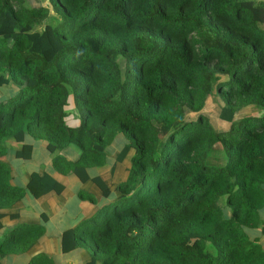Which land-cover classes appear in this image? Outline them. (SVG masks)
<instances>
[{
  "label": "trees",
  "instance_id": "obj_1",
  "mask_svg": "<svg viewBox=\"0 0 264 264\" xmlns=\"http://www.w3.org/2000/svg\"><path fill=\"white\" fill-rule=\"evenodd\" d=\"M49 1L0 0V210L63 193L49 170L11 184L2 159L42 140L56 172L98 187L78 190L91 212L62 242L83 264H264V0ZM214 91L225 129L202 113ZM131 150L114 187L92 173L117 152L121 177ZM44 233L13 228L0 264Z\"/></svg>",
  "mask_w": 264,
  "mask_h": 264
},
{
  "label": "crops",
  "instance_id": "obj_2",
  "mask_svg": "<svg viewBox=\"0 0 264 264\" xmlns=\"http://www.w3.org/2000/svg\"><path fill=\"white\" fill-rule=\"evenodd\" d=\"M248 109L242 110L241 112L237 113V115L240 113L243 114L244 111ZM224 123L228 122L224 121ZM126 143V140H123L121 143L120 156H122L124 153L122 150H124ZM34 145L35 147L31 153V159L25 160L16 158L13 154L2 159L8 165H13L10 167L13 177V179H11V184L22 186L24 188H28L29 186V192H31L30 189H32V185H35V180L34 184H31L33 183V177L29 182L19 181L17 179V177L20 175V169L18 166L20 161H22L38 163L37 171H33V173L42 174L45 170H49L53 177H56L66 186L62 194H58L54 191L40 198H33V196L27 195L12 207L0 210V220L3 223V227L0 229V240H3L6 234H8L9 231L18 225L37 224L45 226L44 235L36 244H34L30 250L20 254L5 256L1 262L2 264H29L31 257L38 253L45 252L49 254V256L53 257L54 264H83L87 258L86 253L79 252V250L68 253L63 252L62 235L65 230L73 228L80 220L89 215L91 212L92 206L88 202L81 201L77 198L76 194L78 190L83 189L86 191H96L98 190V187L91 180L82 184L78 177L74 174L62 175L56 172L52 168V155L49 152L50 150L48 143L46 141L38 140L34 141ZM20 146V144L16 143L13 148L14 150L20 149ZM68 153L70 154V159L76 158L79 154L74 149H71ZM133 154L134 151L131 150L127 156H124V165L121 164V166L116 170V173H122L121 177H118L117 174L115 176L111 175L112 168L110 164L115 161V158L119 157L117 152L109 155L108 165L98 168L97 170L94 169L92 170V173L95 175H102V177L110 183L111 187H114L116 183L126 179V168L127 166H130ZM22 180L26 179L23 177ZM70 199H73V202L67 205V201ZM15 213H20V216L18 218H12L11 215ZM262 219L264 221V218ZM250 233L254 237H260L259 242L264 248V234L261 233V229H254L250 231Z\"/></svg>",
  "mask_w": 264,
  "mask_h": 264
},
{
  "label": "rangeland",
  "instance_id": "obj_3",
  "mask_svg": "<svg viewBox=\"0 0 264 264\" xmlns=\"http://www.w3.org/2000/svg\"><path fill=\"white\" fill-rule=\"evenodd\" d=\"M32 3H33V5H42V6L49 5L51 7V3L49 0H32ZM53 22L55 23V21H53ZM261 27L264 29V23L261 24ZM222 102H223L222 99L219 97V95L216 93V91H214V93L212 95H210L209 99L206 102L204 109L202 110V113L209 116V118L212 120V122L214 123V125L217 129H225L228 126V123H224V121H222L220 119V111H221V108L223 105ZM256 111H257V109L249 108L248 110L244 111L243 114H241V113L238 114L237 117L239 118L242 115L245 116V115H250V114L254 115V114H256ZM189 117L196 118V114H189ZM15 145H16V143H14L13 147ZM2 161H4V160H2ZM11 166H13V165L9 164V167H11ZM18 167L20 169V175H19V177H17V179L19 181L29 182L30 180H32L33 171H37L38 163H30V162L20 161ZM23 177L26 180H22ZM30 190H32V189H30ZM71 202H73V199L68 200L67 205L71 204ZM263 208L261 210L262 211V217L261 218H264V209ZM62 238H63L62 242L68 241V240H70V234L63 232Z\"/></svg>",
  "mask_w": 264,
  "mask_h": 264
}]
</instances>
